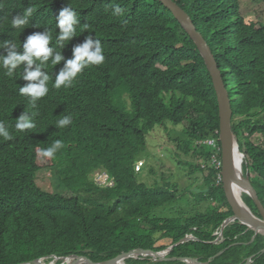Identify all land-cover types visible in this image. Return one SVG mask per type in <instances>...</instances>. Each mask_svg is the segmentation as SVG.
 Returning a JSON list of instances; mask_svg holds the SVG:
<instances>
[{
  "label": "trees",
  "instance_id": "obj_1",
  "mask_svg": "<svg viewBox=\"0 0 264 264\" xmlns=\"http://www.w3.org/2000/svg\"><path fill=\"white\" fill-rule=\"evenodd\" d=\"M174 1L190 15L218 61L232 100L244 171L264 204V141L262 147L251 141L256 135L264 140V24L246 21L241 0ZM112 3L123 13L114 15ZM29 6L35 8L29 24L13 29L11 17ZM67 6L81 25L62 54L72 58L73 47L91 33L101 41L105 61L60 89L53 85L63 62L55 66L49 61L44 69L51 77L49 92L35 109L29 97L19 94V86L28 83L22 79L23 66L13 77L0 69V120L10 132L9 139L0 137V264L72 256L102 263L139 249L162 252L187 236L195 240L172 250L168 261L139 258L128 264H187L179 259L264 264V236L239 222L225 230L223 243L213 244L234 215L218 184L219 172L200 165L212 156L202 142L219 138L218 95L205 59L174 14L159 0H0V43L11 40L19 48L28 35L48 29L54 45L59 33L55 18ZM26 108L38 113L36 126L19 132L15 120ZM62 114L73 122L57 129ZM168 122L184 127L187 138L176 143L193 157L196 166H190L206 176V190L197 198L209 205L194 216H164L177 204V189L140 182L136 170L149 137L157 127L168 131ZM56 139L63 147L55 157L40 155ZM44 162L73 196L38 185ZM97 173H107L115 186L100 185ZM244 201L260 216L250 196L244 195ZM163 241L168 244L160 245Z\"/></svg>",
  "mask_w": 264,
  "mask_h": 264
},
{
  "label": "clouds",
  "instance_id": "obj_2",
  "mask_svg": "<svg viewBox=\"0 0 264 264\" xmlns=\"http://www.w3.org/2000/svg\"><path fill=\"white\" fill-rule=\"evenodd\" d=\"M113 9L114 15L123 13V8L116 3L109 5ZM35 8L29 6L23 10L22 15L11 17V27L13 29L24 30L30 22ZM56 27L59 33L56 34L55 44L52 45L53 37L50 30L34 32L27 36L26 40L18 48L14 41H4L0 43V50L6 54H0V69L4 74L13 77L17 68L23 66L22 79L28 83L19 86V94L30 98L32 109L37 107V101L47 96L49 92L48 82L51 79L44 71L47 63L59 65L63 62V67L55 74L54 87L56 89L69 88L74 81L89 67L102 65L105 61L104 49L101 41L94 38L91 33L85 38L83 43L77 44L72 49V58L66 59L62 50L76 37V28L80 24L77 12L70 6L64 7L55 18ZM86 27V25H84ZM51 45V46H50ZM22 47V52L19 50ZM61 49L57 51L56 49ZM38 113L26 110L15 120V130L23 132L33 129L36 125L33 117ZM73 122L71 115L62 114L55 122L57 129L66 128ZM0 137L10 138L9 128L6 122L0 120ZM63 147L61 139L53 140L50 146L40 149V155L44 158L52 159Z\"/></svg>",
  "mask_w": 264,
  "mask_h": 264
},
{
  "label": "rangeland",
  "instance_id": "obj_3",
  "mask_svg": "<svg viewBox=\"0 0 264 264\" xmlns=\"http://www.w3.org/2000/svg\"><path fill=\"white\" fill-rule=\"evenodd\" d=\"M241 4V13L246 18L248 23L264 24V0H241ZM166 125L168 131L157 127L156 131L148 139V147L143 155V160L137 165L136 168L137 172H139L141 175L140 182H143L149 186H162L165 184H170L173 186V188L177 189L179 195L177 204L174 208L165 210L163 212L164 216L178 217L182 214H185V216H194L199 212H205L209 203L206 201L198 202L197 197L200 193L206 190V176L202 172L196 170V168L190 166H196V162L194 161L193 157L191 155H187V153L184 152L186 151V148H184V151L180 150L178 144L176 143L178 139L185 140L187 138L184 135V127L176 126L172 122H168ZM251 141L256 146L262 147L264 140L261 136L256 135L252 137ZM211 154L212 156L209 163H204L202 161L200 162L203 170H205V167L207 166H212V163H214L218 157V153L213 152V150ZM217 163L220 164L219 162ZM49 166V163H43L44 168L38 174V185L43 190L53 194H59L65 197L73 196L72 193L65 189L64 184L61 182L57 172L53 169H50ZM213 170L217 171L215 167H213ZM244 175L246 176L245 171ZM251 177L252 179H255V181L258 179L254 173L251 174ZM218 184H223V181L221 183L219 182V177ZM244 195L246 194H243V200ZM216 235L218 236V239L220 238L218 244L223 243L224 236L220 237V232L216 233ZM159 244L166 245L168 244V241H163ZM139 258L143 259L145 257ZM128 260L124 261V263L126 262V264H128ZM152 261L157 262L156 260ZM58 262L59 260L55 259L52 261H43L41 264H61ZM208 263L211 264L210 262Z\"/></svg>",
  "mask_w": 264,
  "mask_h": 264
},
{
  "label": "water",
  "instance_id": "obj_4",
  "mask_svg": "<svg viewBox=\"0 0 264 264\" xmlns=\"http://www.w3.org/2000/svg\"><path fill=\"white\" fill-rule=\"evenodd\" d=\"M162 2L180 22L182 27L189 34L191 39L198 47L201 55L205 59L208 69L214 80L215 89L218 95L219 109H220V139L222 144V160H223V187L226 193L227 200L232 207L234 215L227 219L222 225L220 234L224 236L225 230L232 224L239 222L245 225L249 230L254 231L257 235L264 236V204L259 198V194L255 189L252 180L249 175L241 174L239 170V163L244 164L245 155L241 152L240 144L237 135L233 130V118L234 110L232 100L228 86L225 82L223 73L219 67L218 61L210 47L208 41L204 38L202 33L194 24L190 15L180 7L174 0H159ZM239 157H241L239 161ZM237 190L239 193L237 194ZM246 194L252 198L257 206L260 217L255 215L250 207L244 202L242 196ZM239 195V196H238ZM220 239V238H219ZM219 239L213 244H218ZM193 236H187L181 242L171 246L169 249L162 252H150L146 250H136L129 253H125L110 261L102 263H95L85 257L72 256L68 258H55L62 261V264H120L130 258L138 259L139 257L150 258L157 262L168 261L167 256L176 247L193 241ZM264 253V251H263ZM54 259V260H55ZM180 261L187 262L189 264H202L194 261H188L186 259H179ZM253 259H250L247 264L252 263ZM43 260H36L32 264H41ZM209 264V263H205Z\"/></svg>",
  "mask_w": 264,
  "mask_h": 264
},
{
  "label": "built area",
  "instance_id": "obj_5",
  "mask_svg": "<svg viewBox=\"0 0 264 264\" xmlns=\"http://www.w3.org/2000/svg\"><path fill=\"white\" fill-rule=\"evenodd\" d=\"M217 134L219 135L218 139L211 138V139H208L202 143L207 145L208 147L212 148L213 152L218 153V157L215 160V162L212 163V167H215V169L219 172L218 177H219V182L221 183L223 181L222 174H221V170L223 167V163L221 160L222 146H221V141H220V132H217ZM219 143H220V145H219ZM217 162H219L220 164H218ZM207 167H205V170H207ZM96 181L100 185L107 186L110 188H113L115 186V181L113 179H111L107 173H97Z\"/></svg>",
  "mask_w": 264,
  "mask_h": 264
},
{
  "label": "bare ground",
  "instance_id": "obj_6",
  "mask_svg": "<svg viewBox=\"0 0 264 264\" xmlns=\"http://www.w3.org/2000/svg\"><path fill=\"white\" fill-rule=\"evenodd\" d=\"M241 157H239V161H240ZM239 170L241 171V174L244 175V169H243V163H239ZM239 193V190H237V194ZM239 196V195H238ZM73 262L71 261L70 264H72ZM79 264H87V263H79ZM120 264H126V262H121Z\"/></svg>",
  "mask_w": 264,
  "mask_h": 264
}]
</instances>
